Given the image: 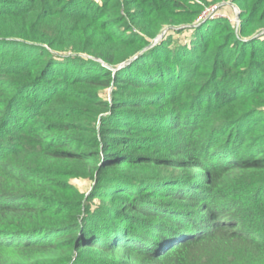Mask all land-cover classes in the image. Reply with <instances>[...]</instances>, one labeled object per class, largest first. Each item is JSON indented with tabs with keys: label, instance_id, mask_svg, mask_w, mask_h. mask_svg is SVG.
<instances>
[{
	"label": "trees",
	"instance_id": "trees-1",
	"mask_svg": "<svg viewBox=\"0 0 264 264\" xmlns=\"http://www.w3.org/2000/svg\"><path fill=\"white\" fill-rule=\"evenodd\" d=\"M263 30L264 0H0V264H264Z\"/></svg>",
	"mask_w": 264,
	"mask_h": 264
},
{
	"label": "built area",
	"instance_id": "built-area-1",
	"mask_svg": "<svg viewBox=\"0 0 264 264\" xmlns=\"http://www.w3.org/2000/svg\"><path fill=\"white\" fill-rule=\"evenodd\" d=\"M230 7H231L230 13L226 11L225 12L221 11L220 9L217 8L216 5L206 7L204 10H202L200 15L197 17L196 22H201L207 18L225 17V18H228L230 21H232L235 27L238 28L239 27V16H238L239 9L233 3L230 4ZM260 34H264V30Z\"/></svg>",
	"mask_w": 264,
	"mask_h": 264
},
{
	"label": "rangeland",
	"instance_id": "rangeland-1",
	"mask_svg": "<svg viewBox=\"0 0 264 264\" xmlns=\"http://www.w3.org/2000/svg\"><path fill=\"white\" fill-rule=\"evenodd\" d=\"M227 9H228V6L226 7V10ZM162 33H165V31H163ZM184 35H187V33H185ZM180 38L184 40L183 34L181 35ZM72 182L76 184L82 191H87L90 186L88 182L80 180V179H73Z\"/></svg>",
	"mask_w": 264,
	"mask_h": 264
},
{
	"label": "water",
	"instance_id": "water-1",
	"mask_svg": "<svg viewBox=\"0 0 264 264\" xmlns=\"http://www.w3.org/2000/svg\"><path fill=\"white\" fill-rule=\"evenodd\" d=\"M163 34H164V33L160 34V35L155 39V41H158V40L161 38V36H162Z\"/></svg>",
	"mask_w": 264,
	"mask_h": 264
}]
</instances>
